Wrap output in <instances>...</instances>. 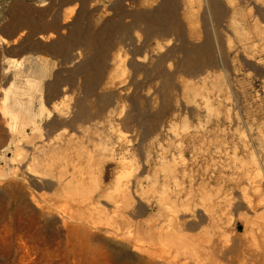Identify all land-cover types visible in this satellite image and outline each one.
<instances>
[{"label":"rangeland","instance_id":"374dc122","mask_svg":"<svg viewBox=\"0 0 264 264\" xmlns=\"http://www.w3.org/2000/svg\"><path fill=\"white\" fill-rule=\"evenodd\" d=\"M76 1L78 3L66 11L58 31L49 33L53 36L47 41L40 40L39 36L49 34L31 36L33 30L25 27L27 31H22L18 38L21 44L28 38L32 44L20 49L23 57L17 53L7 54L9 50L16 52L19 44L16 40L11 43L0 37V264H264V185L257 191L250 186L245 188V193L260 204L247 220H241L238 217V206L244 202L241 189L228 190L229 187L212 185L194 191L187 186V178L181 175L182 165L189 163L192 156L190 152L177 150L169 129L173 125L178 128L186 118L191 125L202 123V120H195L197 118L186 110L169 111L162 116V136L166 140H160L163 146L159 153L174 172L171 177L160 172L157 159L159 162L150 173V186L141 170L145 144L140 143L142 130L122 123L128 113L133 115L135 112L134 116L149 122L166 101L171 108L175 103H183L191 88H196L198 97L195 98L200 105L208 98L222 109L228 96L234 99L230 100V106L233 105L237 112L255 111L254 121L251 127H230L226 139L212 133L204 144H200L202 153L211 157L214 146L221 145L224 161H230L235 154L246 164L249 154L235 150L240 132L245 131L252 154L263 160L264 137L258 136L257 127L259 119L264 117V75L254 74L242 61L236 63L240 70L237 76L217 77L224 84L221 92L207 89L210 85L206 88L197 82V77L182 72L171 80L168 88L163 87L162 79L150 81L137 62L145 54L139 18L141 13L154 8L150 5L152 0H90L86 2L89 12L86 17L83 15L85 1ZM79 7L80 13L75 17ZM77 21H82V25ZM77 24L82 26V39L75 32ZM75 37L82 42L77 44L71 55L73 61L68 63L60 49ZM159 40L160 47L152 41L146 48L144 66L152 74L157 58L178 46L168 36H161ZM41 46L48 52L46 56L37 55ZM181 58V54L170 56L166 66L170 65L171 71L174 70ZM84 63L89 71L83 70L87 66ZM17 66L21 69L20 75H16ZM41 66H45L43 73ZM94 73L103 75L99 77L96 95L111 93L117 98V103L110 107L114 109V116L111 126L106 127L105 139L108 147H114L113 154L106 155L103 152L105 146L96 139L87 143L80 126L71 129L70 125L60 126L59 123L69 120L62 117L66 112L75 111L76 105L84 99V80ZM32 76L41 81L43 100L48 88L53 86H58L60 95H66L65 103L53 113L55 117L48 118L44 111L39 121L41 130L46 131L45 137L56 132L62 134L64 144L61 142V150L55 153L47 147L44 136L33 137L30 127H26L27 139L6 149L9 116L2 112L3 94L15 87L23 92L26 80ZM52 103L46 105V109H50ZM7 108L15 111L11 104ZM32 109L36 112L39 109L38 98ZM71 135L73 140L78 138L80 142L77 139L68 142ZM66 144L68 147L64 151ZM229 174L223 178L243 179L242 175ZM253 177L264 184V168ZM137 178L142 182L139 183ZM169 178H172L171 182ZM166 180L172 183L170 188ZM183 182H187L185 188L188 191ZM181 188L185 191L179 190ZM167 189L172 192L168 193ZM157 191L165 199L161 207L156 205V197H160ZM228 195L233 198L230 207L224 203L230 198L226 197ZM173 197L179 199L175 202ZM191 215H204L205 221Z\"/></svg>","mask_w":264,"mask_h":264},{"label":"bare ground","instance_id":"6f19581e","mask_svg":"<svg viewBox=\"0 0 264 264\" xmlns=\"http://www.w3.org/2000/svg\"><path fill=\"white\" fill-rule=\"evenodd\" d=\"M83 1L80 2L82 3ZM150 5H153L154 8L150 11L141 13L139 18V23L141 24L143 30L145 54H143V57L137 59L138 65L141 66V70L146 74L147 78H149L150 81L160 78L163 80V87L168 88L171 85V80L177 74L182 72L189 77H197V82L205 87L210 85V87H206L207 89L221 92L223 90L224 84L219 78L237 76L238 74H240V70L236 66V63L242 61L246 62L250 66L254 74L264 75V0H152ZM80 22L78 23L80 24ZM79 24H77L75 32L77 33V35H79V39H82L83 30L81 31L82 26H80ZM112 28L114 29L113 25ZM52 36L53 35L51 34L45 37L39 36V39L47 41L48 39L52 38ZM161 36H168L170 38V41L178 43V46L169 50L166 55H162L157 58V61L152 68L153 71L151 70L153 72L152 74L150 70H146V67L144 66V62L147 59L146 52H148L146 48L152 41L155 42L158 47H160L159 39ZM176 54H181L182 58L175 69L173 68L174 70L171 71L170 65L166 66V63L170 59V56H174ZM79 68L83 69L80 66ZM79 68L77 67V70H79ZM96 68H98V66H96ZM99 68L101 69L102 67ZM44 69L45 66L40 69L42 73ZM15 70L16 75H20V67H15ZM83 70L89 71L88 65L85 66V69ZM218 73L219 75H217ZM88 74L89 73H87V75ZM98 75V73H94V76L85 78L83 85L84 99L76 105L75 111L66 112V114H64V117H62L63 119L67 118L69 120H63L59 123L60 126L70 125L71 129H75L77 126H80V129H83V137L86 139V142L90 143L93 142V139H96L99 144L105 146L103 147V152H105L107 155V153H112L114 151V147L111 148V144V147H108L109 143H106L107 140L105 141V139H107L106 127L111 126V120L114 116V109H111L110 107L113 106L115 102L117 103V98L114 94L111 93L96 95V89L99 87V83L101 80L99 79V77L103 76L102 74L101 76ZM218 76L219 78H217ZM213 78L214 81H212ZM40 85L41 81H39L37 77L32 76L31 79L26 80V87L23 92L18 91V88L15 87V89L6 91L3 94L2 112L3 114L9 116L8 127H6L8 133V146L6 147V149L9 148L11 144H19L22 140L28 138L26 135V127L31 128L34 138H41L43 136L45 137L46 131L43 132L39 127V121L43 117L44 111L46 112V116L48 118H53L55 117L53 116V113L57 112L59 110V106L65 103L66 95H60V93L58 92V86L49 87V91L45 94V96H43V100L40 91ZM228 87L230 89V86ZM187 89H190V87H187ZM195 89L196 88H191L192 92L189 91L190 94H185L186 97L185 100L183 99V103H175L173 108H171L170 104L166 101L161 109L157 112V114H155L147 123L143 122L138 115L134 116L136 110H133L135 112L133 115L132 113H128L125 116L124 122H122L124 123L123 125H134L135 127L142 130V142L140 143L145 142V144H143L144 159L142 158L143 161L141 163V170L145 174V177H143L149 182L148 184L150 186L152 180V178H150V173H152V169H154L155 165H157L156 162L159 161L160 163H158V165H161L160 172H163L167 176H169L168 174H170L171 177L174 169L172 170L173 167L170 166V164L168 165V162L166 163V161H163L165 157H162V155L159 153L161 146H163L160 140L164 136L162 134L161 120L162 116L166 112L177 111L179 113L181 110H186L188 113L197 118L195 120H202L203 122L201 123V121H199V123L197 122L196 125H191V123H189L190 121L186 118L188 122L186 121V119H183L181 126H179L180 128L178 127L180 132H178L179 130L175 125L171 126L169 129V132L174 139L172 143L176 146L177 150L190 152L192 156L189 163L182 165L181 175L186 177L188 182V184L187 182L185 184H187V186H189L190 189L194 191L198 190L199 188H204L206 186L212 185L219 186L220 188L229 187L228 190H232L234 188L241 189L244 202L238 206V217L241 220H247L249 218V215H252L257 211L260 202L252 200L245 193V188H247V186H250L251 188H256L255 190L257 191L258 188L264 185L263 183L255 180L253 177V175L259 174L264 168V159H257V157L252 154V145H250L251 143L249 144L250 141L248 140L245 131L240 132L239 142L235 146V150L238 149L249 154L248 162L246 164L243 163L241 159H239L235 154H233L231 159H229L230 161H224L222 159L223 156L221 157V145H215L212 149V156L205 157L206 155H204V152L201 151L200 146L202 145L200 144H204L206 140L211 137L212 133L218 134V136L226 139L225 137L229 135L230 127H238L241 125H250L251 127L254 121L253 117L255 115L253 114L255 113V111L251 112L245 108L246 111H240L241 113L237 112L234 109L235 107L232 108L233 105L230 106V100H232L233 98L231 99L228 96H226L224 100L225 106L222 109L216 107L215 104L211 103L207 97V100L204 103L202 102V106L199 104V100L198 102L196 101L195 96L197 95V92L195 91ZM93 97H95L94 101L92 100ZM37 98L39 102V109L36 112L34 111V109H32V106L34 100H36ZM50 103H52L50 109H46V105ZM10 104L14 106L15 111H11L7 108V106ZM259 120L260 121H258L257 133L258 136L261 135L262 137H264V117L260 118ZM37 134L38 136H35ZM72 137L73 135H71V137L67 139L68 142H75L76 139V141H78V138L73 140ZM259 138L261 141V137ZM109 139L111 140V138ZM44 140L48 144L47 147H49L50 150L54 153L60 151L63 146L61 144L63 136L59 132L52 133L50 135L47 134ZM67 140L65 141L66 143ZM165 140L166 139H164V141ZM167 141H169V139ZM185 142L186 144H184ZM62 143L64 144V141ZM67 147L68 145L66 144L64 151L65 149H67ZM38 148L39 147H36V149ZM157 159L159 161H157ZM121 160L124 159L122 158ZM138 170L139 169H137L136 172H138ZM226 174L233 176L242 175L243 179L236 180L233 178L234 180H232V178H230L226 180L223 178V175ZM156 175L158 174L156 173ZM174 176L178 181H182L181 179L177 178L178 176ZM160 178L158 179L160 180ZM175 179L173 178V181ZM134 180L136 181V179ZM171 180L172 178L170 179V182ZM159 183L161 184V181ZM173 183L175 184V181ZM171 184L172 183L168 185V188H170ZM182 184L185 188L184 182ZM153 185L154 184L152 183V186ZM130 186L135 187L134 184H131ZM176 188H173L172 190H175ZM161 190L163 189L161 188ZM168 190L169 189H167L166 191L168 192ZM179 190L185 191L182 188ZM186 190L188 191V189ZM127 192L126 195L124 194L125 196L128 195ZM156 193H158L160 196L156 197V205L158 207H161L164 205L165 199L160 195V192L157 191ZM168 193L165 192V194ZM168 195L166 196L168 197ZM185 195H188V197H190L189 194ZM226 197L230 196L228 195ZM178 199L177 197H173V201L175 202ZM224 203L225 206L230 207L233 204V198L230 197L225 199ZM192 212L194 214V210ZM195 216L199 217L200 221H205V218H203L204 215H202V217L199 215H191V217ZM176 233H178V231H176Z\"/></svg>","mask_w":264,"mask_h":264},{"label":"crops","instance_id":"0c3cea01","mask_svg":"<svg viewBox=\"0 0 264 264\" xmlns=\"http://www.w3.org/2000/svg\"><path fill=\"white\" fill-rule=\"evenodd\" d=\"M84 1L83 15L86 17L89 15L86 2L90 0ZM75 3H78V1L0 0V37L6 39L7 41H11V43L13 40H16L19 44L16 52H14V50H9L7 54L14 55V53H17L22 57L25 56L21 55L20 49H25L29 44H32L29 43V38L22 44V41H20L21 39L18 38L22 31H27L25 27H30L33 30V34L31 36L56 32L62 24V18L66 15V11L71 9ZM41 4L45 5L41 7ZM79 10L80 7L78 10H75V17L79 15ZM80 24L82 25V21ZM78 41L79 40L75 37L74 41L71 43L69 42L67 46L60 49L64 53L68 63L73 61V57L71 55L75 52ZM36 53L37 55L40 53L42 56H46L48 52L44 50V46H41L38 47Z\"/></svg>","mask_w":264,"mask_h":264}]
</instances>
